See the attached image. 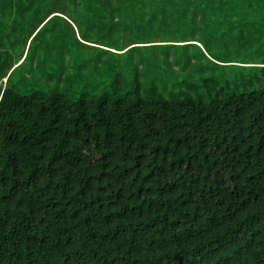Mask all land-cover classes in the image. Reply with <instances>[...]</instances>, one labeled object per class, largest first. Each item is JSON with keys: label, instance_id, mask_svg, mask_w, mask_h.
<instances>
[{"label": "trees", "instance_id": "16d2710c", "mask_svg": "<svg viewBox=\"0 0 264 264\" xmlns=\"http://www.w3.org/2000/svg\"><path fill=\"white\" fill-rule=\"evenodd\" d=\"M50 3L0 0V264H264V37L250 66L230 39L109 48Z\"/></svg>", "mask_w": 264, "mask_h": 264}, {"label": "rangeland", "instance_id": "374dc122", "mask_svg": "<svg viewBox=\"0 0 264 264\" xmlns=\"http://www.w3.org/2000/svg\"><path fill=\"white\" fill-rule=\"evenodd\" d=\"M71 1L72 3L66 4L57 3L55 7L52 3L50 4L55 11L62 13L56 15L64 19L68 18L75 24V32L80 40L82 35H94L98 31L90 24L95 16V22L104 27V33H108L109 37L91 41L109 48L122 44L125 39L131 40L132 43H147L166 40L181 41L182 39L201 41V39L212 37L230 39L229 50L227 49L226 52L233 55L234 61L242 63L237 65L250 66L243 64L260 62L257 57L261 49L258 47L257 40L264 37V11L257 13L247 11L243 5L233 4L230 0L221 7L208 5L205 1L193 0L190 4L183 2L165 5L162 9H154L160 5L152 6L140 0H135L133 3L123 0L120 2L117 0ZM62 21L57 19L54 23H57L58 30L64 27ZM54 24L51 21L42 29L35 41L31 42L32 48L46 45L47 37L52 32ZM246 39L248 43L245 44ZM28 46L29 41L23 56ZM21 62L22 60H19L18 64ZM29 75V65L26 63L17 70L11 83L14 87L25 91L45 92L47 90L46 82L49 80L47 75L39 76L33 85L24 88L21 76Z\"/></svg>", "mask_w": 264, "mask_h": 264}]
</instances>
